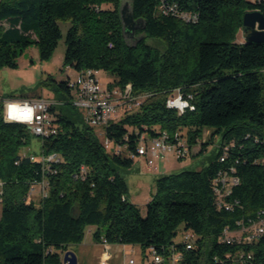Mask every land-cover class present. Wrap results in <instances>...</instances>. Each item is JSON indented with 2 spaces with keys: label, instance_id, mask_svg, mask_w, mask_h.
Wrapping results in <instances>:
<instances>
[{
  "label": "trees",
  "instance_id": "1",
  "mask_svg": "<svg viewBox=\"0 0 264 264\" xmlns=\"http://www.w3.org/2000/svg\"><path fill=\"white\" fill-rule=\"evenodd\" d=\"M166 1L178 2L196 20L163 14L160 0H131L142 26L129 44L121 0H0V68L16 67V57L32 43L48 59L62 36L58 22L68 20L64 66L108 72L109 86L131 83L134 93L146 94L137 109L124 108L104 127L112 145L106 148L97 128L85 124L71 104L70 78L52 79L64 103L50 107L57 132L38 138L43 153L59 156L48 163L22 154L35 135L24 123L5 121L0 100V264H61V254L83 240L86 226H96L97 241L137 244L145 254L152 247L165 256L181 251L179 264H213L216 255L238 247L264 264V235L240 246L218 239L225 226L233 228L264 208V42L236 41L244 12L264 14V0ZM178 87L191 95L194 109L178 114L166 106ZM205 129L210 136L201 140ZM176 131L188 153L198 141L202 153L215 135L219 150L200 169L159 175L142 216L128 199L120 169L133 164L141 133ZM220 174L238 177L227 197L239 202L231 210L216 203L214 180ZM42 181L46 195L36 203L32 192ZM185 231L197 236L190 249L182 242ZM149 264L165 262L152 258Z\"/></svg>",
  "mask_w": 264,
  "mask_h": 264
},
{
  "label": "built area",
  "instance_id": "2",
  "mask_svg": "<svg viewBox=\"0 0 264 264\" xmlns=\"http://www.w3.org/2000/svg\"><path fill=\"white\" fill-rule=\"evenodd\" d=\"M158 10L163 14L177 15L184 20L195 21L197 16L190 12L182 11L179 3L166 0H160ZM111 45V44H109ZM100 70L96 68H86L76 71L75 77L68 82L71 87L72 96L71 104L75 108L81 110V117L85 124L97 128L99 133L104 135V127L112 120L118 117V110L124 108L135 110L145 98L146 94L133 92L132 84L127 83L123 87L116 86H97L95 78L98 77ZM191 95H185L181 89L175 88L166 98L165 104L169 108H174L178 114L185 109H194V104L190 101ZM62 101L49 99L44 97L34 98H12L7 97L3 100V117L4 120L15 119V122L24 123L33 135L43 139L57 132V125L54 122L55 115L50 110L52 105L60 104ZM203 135V134H202ZM105 136V135H104ZM139 141L136 145L138 156L144 157L147 167L151 171L157 170L156 157L163 155L165 151L174 150L178 158L185 157L186 141L180 136L178 131L173 134L166 132L160 133L158 136L149 137L146 133L139 135ZM204 140V139H201ZM198 143H200L198 141ZM106 148L111 146V142L105 137L103 142ZM227 146H223L226 149ZM29 154V153H22ZM31 159H38L43 163L58 161L57 153L45 154L43 151L36 155L30 153ZM226 154L220 155V160H224ZM47 165V164H46ZM84 171V166H81ZM238 183V177L235 175L220 174L214 180V192L217 197V205L227 210L233 209L239 202L237 200L230 201L227 197L231 192V185ZM45 182L41 183V193L46 195ZM32 190V189H31ZM264 235V208H260L256 212L255 217L238 219L235 227L225 226L218 237L220 242L230 245L253 244ZM197 236L192 231H185L182 235V242L185 249L193 247ZM104 243L105 240H103ZM150 252L155 263L170 260L171 264H179L182 258L181 251L171 252L167 256L158 254L155 248H150ZM61 264H65L61 262ZM129 264H134V259L130 258ZM213 264H263L260 260L256 261L252 251L238 247L234 251L226 252L223 256H215Z\"/></svg>",
  "mask_w": 264,
  "mask_h": 264
},
{
  "label": "rangeland",
  "instance_id": "3",
  "mask_svg": "<svg viewBox=\"0 0 264 264\" xmlns=\"http://www.w3.org/2000/svg\"><path fill=\"white\" fill-rule=\"evenodd\" d=\"M130 4L131 0H121L120 7H125V14L129 13L131 9ZM102 6L106 8L112 7L111 4H103ZM58 24L62 36L48 59H41L38 46L32 43L18 54L16 67L0 68V100H4L7 97H44L60 101L58 98L61 97V92L56 91L54 88L55 82L52 79L55 81H61L67 77L73 79L76 71L69 66L63 65L66 48L64 36L70 26V22L68 20L59 21ZM140 25L141 23H138V27L134 32L129 31L124 34L127 43L132 44L141 36V33L137 31ZM244 40L245 34L240 29L237 33L236 41L243 42ZM148 42L161 48V45L153 40H148ZM98 78L102 86H108L113 76L100 70ZM63 103L64 101L57 105H62ZM76 110L81 115V110L79 108H76ZM117 112L118 116H120L121 109ZM96 132L99 133V130H96ZM210 133L211 130L205 129L201 139H208ZM99 138L102 142L105 141L103 133L99 134ZM220 142V136L215 135L213 141L202 153L198 151L200 143H196L192 145L189 153L183 158H178L174 150L165 151L163 155L154 158L157 163L156 171H151L147 167L144 157L135 155L130 168L120 169L127 183L128 199L138 206L141 215L144 216L146 213L145 202L154 192L155 179L159 175L178 172L183 169H200L208 165L216 157ZM21 152L40 154L42 152L41 141L37 136H33L29 144L21 149ZM40 189L41 187L38 185L32 192V198L36 203L41 197ZM95 229L96 226H86L83 240L80 243H73L68 246V249L75 253L78 264H129L130 258L134 259V264H149L152 262V255L148 251L145 254L137 244L104 243L95 240L93 237ZM165 264H171L170 260L165 261Z\"/></svg>",
  "mask_w": 264,
  "mask_h": 264
},
{
  "label": "water",
  "instance_id": "4",
  "mask_svg": "<svg viewBox=\"0 0 264 264\" xmlns=\"http://www.w3.org/2000/svg\"><path fill=\"white\" fill-rule=\"evenodd\" d=\"M119 12L123 35L129 31L134 32L138 27L139 20L133 17L131 9L129 13L125 14V7H120ZM241 30L245 34V41L255 43L264 42V14L259 10L245 11L242 17ZM62 262L65 264H78L75 253L69 249L63 251Z\"/></svg>",
  "mask_w": 264,
  "mask_h": 264
},
{
  "label": "bare ground",
  "instance_id": "5",
  "mask_svg": "<svg viewBox=\"0 0 264 264\" xmlns=\"http://www.w3.org/2000/svg\"><path fill=\"white\" fill-rule=\"evenodd\" d=\"M95 85L102 86L101 83H100V81H99V78L98 77L95 78ZM186 153H188L187 152V149H186Z\"/></svg>",
  "mask_w": 264,
  "mask_h": 264
},
{
  "label": "crops",
  "instance_id": "6",
  "mask_svg": "<svg viewBox=\"0 0 264 264\" xmlns=\"http://www.w3.org/2000/svg\"><path fill=\"white\" fill-rule=\"evenodd\" d=\"M149 199H150V198H149ZM149 199H148V200H149ZM148 200H147V201H148ZM147 201H146L145 203H147ZM92 230H93V229H92Z\"/></svg>",
  "mask_w": 264,
  "mask_h": 264
}]
</instances>
